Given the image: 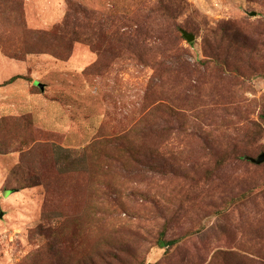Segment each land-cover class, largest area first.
Instances as JSON below:
<instances>
[{
  "label": "rangeland",
  "instance_id": "obj_1",
  "mask_svg": "<svg viewBox=\"0 0 264 264\" xmlns=\"http://www.w3.org/2000/svg\"><path fill=\"white\" fill-rule=\"evenodd\" d=\"M261 152L264 0H0V264H264Z\"/></svg>",
  "mask_w": 264,
  "mask_h": 264
},
{
  "label": "water",
  "instance_id": "obj_2",
  "mask_svg": "<svg viewBox=\"0 0 264 264\" xmlns=\"http://www.w3.org/2000/svg\"><path fill=\"white\" fill-rule=\"evenodd\" d=\"M180 31H181L182 36L186 39V41L190 42L191 40L194 39V34L184 29H181ZM39 86L42 89V85L39 84ZM250 160L256 164L264 162V152H261L260 154H258L256 158H250ZM1 217H2V212H0V218Z\"/></svg>",
  "mask_w": 264,
  "mask_h": 264
},
{
  "label": "trees",
  "instance_id": "obj_3",
  "mask_svg": "<svg viewBox=\"0 0 264 264\" xmlns=\"http://www.w3.org/2000/svg\"><path fill=\"white\" fill-rule=\"evenodd\" d=\"M14 78H15V77H14ZM164 243H166V242H164ZM164 243H161V242H160L159 244H160V246H163V245H164Z\"/></svg>",
  "mask_w": 264,
  "mask_h": 264
}]
</instances>
